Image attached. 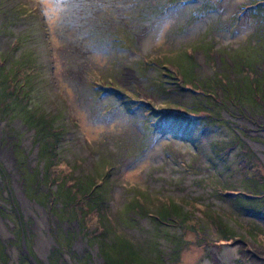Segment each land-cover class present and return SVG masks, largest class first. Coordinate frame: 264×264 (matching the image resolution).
Here are the masks:
<instances>
[{
    "label": "rangeland",
    "instance_id": "374dc122",
    "mask_svg": "<svg viewBox=\"0 0 264 264\" xmlns=\"http://www.w3.org/2000/svg\"><path fill=\"white\" fill-rule=\"evenodd\" d=\"M254 1L258 2L253 4ZM261 5L264 1L0 0V58H6L10 71L19 69L23 61L25 70H19V74L33 71L30 77L36 74L32 63L37 62L40 67L30 93V106H39L45 114L53 111L58 119L53 118L54 125L65 122L69 126L54 148L58 152L47 154L48 161L55 163L49 168L54 172L51 184L60 180L56 176L62 178L72 170V176L84 180L89 176L88 182L91 177L102 180L106 188L112 187L107 217L113 220H108L106 242H99L102 253L110 247L115 254L125 237L132 241L139 257L136 264H264V217L256 216L264 213V180L252 185L247 181L248 175L256 172L264 178V117L253 114L249 121L233 118L249 132L248 142L256 155L252 161L244 156L242 160L248 166L240 168V172L236 164L242 156L235 154L236 149L225 159L210 155V143L228 140L232 135L230 128L200 130L189 122L183 132L176 131L179 108L190 104L192 97L200 98V93L178 85L171 88L170 84L180 78L191 80L195 73L206 77L215 70L218 74L212 66L213 61L219 64L221 53L216 51L212 60L205 51L209 47L223 48V53L229 50L222 54L227 61L252 63L264 73V39H260L264 35V10L255 13ZM42 7L45 13L40 10ZM47 11L49 20L45 19ZM127 30L133 35L126 34ZM16 37V44L11 45ZM166 57L174 61L180 73L163 65L157 71L156 63L155 69L143 68L141 61L147 66L156 60L164 63ZM191 68L194 73L189 71ZM165 71L178 77L165 76ZM100 73L115 77L121 89H92V80ZM153 75L163 80L162 86H158V77L149 81ZM127 90L133 93L131 100ZM137 96L143 100L139 102ZM61 106L65 108L63 114L55 112ZM156 109L161 111L154 113ZM166 109H170L169 114L164 113ZM6 115L0 116V160L7 171L2 179L8 180L5 187L13 201L5 196L8 199L3 202L0 198V206H11L19 214L21 228L31 238V253L46 264H105L97 245L89 248L80 235L57 243L55 231L61 243L62 230L79 229L73 217L65 221L69 214L79 215L76 202L62 198L64 202L60 204L68 211L60 215L55 209L50 210L40 193L33 195L31 189L37 183L32 184L30 176L24 178L29 166H43L35 129L18 117ZM15 140L23 149L19 154ZM24 153L25 167L19 161ZM111 168V178L105 179ZM203 179L205 183L200 181ZM219 182L247 194L242 192L239 199L225 195L228 198L220 200L224 194L219 193L226 191L217 186L216 190L211 188ZM132 186L147 188L175 202L182 200L191 219L159 226L146 218L137 217L134 221L127 204L133 195ZM39 187L43 189L40 184ZM33 196L41 204L35 203ZM88 214L85 233L96 236L102 228L98 214ZM172 215V220H178L176 214ZM0 221L4 253L9 254V264H19L26 245L18 240L19 232L4 215L0 214ZM224 229L231 239L223 238ZM241 234L244 243L237 241ZM244 249L249 252L241 253ZM31 253L28 250V261L36 264Z\"/></svg>",
    "mask_w": 264,
    "mask_h": 264
},
{
    "label": "trees",
    "instance_id": "16d2710c",
    "mask_svg": "<svg viewBox=\"0 0 264 264\" xmlns=\"http://www.w3.org/2000/svg\"><path fill=\"white\" fill-rule=\"evenodd\" d=\"M170 1V0H169ZM171 1H176V0H171ZM264 1V0H260ZM258 1H254L253 4L257 3ZM168 3V0H167ZM170 4V3H169ZM251 4V5H253ZM260 4V3H259ZM42 5V4H41ZM253 9V8H252ZM29 12H32L33 9L30 8L28 9ZM41 11H44V7L40 9ZM264 10V6H259V8L256 10L255 13L257 12H262ZM45 15V14H44ZM45 19L49 20V13L47 11L45 15ZM45 24H48L47 21H45ZM50 24V23H49ZM47 29L49 30V25H47ZM208 29H211V26ZM46 31V30H45ZM48 32V31H46ZM126 34L129 36L133 35V32L131 30L125 31ZM210 34V33H209ZM207 36V34H206ZM205 36V37H206ZM204 37V38H205ZM213 38L212 36L210 39ZM208 39V40H210ZM260 39H264V35L261 36ZM16 40L18 38H14L12 41L11 45L16 44ZM115 43H120L119 41H116ZM214 43V42H213ZM250 44V43H249ZM121 45V44H118ZM253 44L252 46H255ZM129 47V45H126ZM131 47V46H130ZM210 49V50H209ZM205 51L208 54V57H210L213 60V57L215 56L216 51L218 53H221V61H219V64L217 61H213L214 65L212 67L216 68L218 70V74H216L217 71L214 70V73L210 76L204 77L201 76L197 73L193 75V78L191 80H183V78L177 79V81H173L170 84L172 87H176V85L179 86V88L188 90V88L192 89L193 92H198L200 93V98L199 97H192V101L189 102L190 104L183 105L184 107L179 108L180 115H176V117H180V121L177 124L178 121H175V126H176V131L180 132L184 130V127L186 125L190 124L192 126L197 125V128L200 130H205L210 127H213L215 130H218L221 128V126H225L227 128L231 129V137L228 140H213L210 145V155L211 156H216L220 158H227L229 156V152L231 153L232 150H235V154L237 156H242L240 160L244 158V156H249L250 161L253 159H256L255 153L251 150V146L249 145V138L250 134L249 132L245 129V126L241 125L240 123H236L233 118L235 117H240L246 120H250V118H253V114L256 115V117H264L262 116L261 113H264V73L262 71H258L256 67L253 66L252 63L247 64V62H239V61H227L226 57H224L222 54H226L228 51H225L223 53V48H205ZM204 53V51H203ZM263 53V52H262ZM217 54V53H216ZM264 56V53H263ZM22 56L19 57V59ZM205 57V56H204ZM2 58V59H1ZM0 58V116L7 114H11L10 117H18L22 122H25L26 124H30L32 128L35 129V137H36V143L38 144V156L39 158H43V166L42 169L40 168H34V167H28L27 168V175L24 178L26 180L27 176H30L32 178V184H35V188L31 189V192H33V195H37L40 193L46 204L51 207L50 210L52 209L53 211L56 210L57 213L62 215V213L68 211L67 207L62 204L64 201L62 198H67L69 199V202L75 201L76 202V207L77 211L79 212L78 214H69L66 216L65 221H69L71 217H73V220H77L79 229L78 231H70V230H62L63 234L61 235V243L58 237V231L54 232L55 236L57 237V243L60 245L62 244V239H66V241H70L71 238H76V236H82L85 238V241L87 243V246L89 248L92 247V244H96L98 247V253L99 255L103 258V261L105 264H136L138 261L139 257L136 256V253L134 251V245H132V241H130L128 238L122 237L125 240L120 244L118 251L114 254L111 252V248L108 249L107 251H104L102 253L100 251L99 247V242H106V238L108 237V229L107 225L108 220H113L112 217H107V214L110 215L108 211V208L111 207L109 204H107L110 201V190L112 187H108L104 185V182L102 180H94L90 177V182L89 181V176L84 178L79 177V176H72V170H70L69 175H66L65 173L63 174L62 178L55 177L60 179L58 182L54 180V184H51V180L53 178V174L50 171V167L52 165L54 166L55 163H50L47 159V154L50 152H58V149H54L56 146H58L60 140L63 138V134L69 129V126L67 123L62 122L59 125H54V119H56V116L52 113L53 111H50V113L45 114V110H42L39 108V106H30V93L31 90L33 89L35 85V77L37 74V68L40 67V65L37 62H33L32 65L34 67L35 75L31 76L33 74V71H25L26 74H19V70H21V73L25 70V63L23 61L20 62V67L15 68V71H10V67H6V63L4 62L6 60L5 57L1 56ZM24 58V57H23ZM162 58V56H161ZM167 61L164 63L156 61H150V65H147V62L141 61L143 63V68L148 70L150 68L155 69V65L153 63H156L159 65V67L155 70L161 71L162 65L165 66V68L173 67L174 70L178 71L176 67H174L173 62L174 61H169L170 58H165ZM25 60V58H24ZM207 64V61H206ZM218 64V65H217ZM241 64V65H240ZM240 65V66H239ZM249 65V66H248ZM142 68V69H143ZM164 68V67H163ZM191 73H194L192 68L189 70ZM179 72V71H178ZM180 73V72H179ZM165 76L172 77V76H177L178 75L175 73L174 75L171 72H163L162 73ZM221 75V78L219 76ZM112 77V76H111ZM108 77L104 76L103 74H97L95 78L92 80V89H104L106 90H111L112 92L116 88H120V84L118 83L117 79L114 77ZM158 77L156 75H153L149 81H153V78ZM159 78L158 86H162L163 80ZM170 88V87H169ZM121 89V88H120ZM97 91V90H95ZM259 91V92H258ZM128 94V100L132 99L133 93H130V90L126 91ZM258 94H261L260 97H258ZM137 99L139 102L143 99H139L140 97L137 96L134 97ZM260 99V100H259ZM58 108L55 112L63 114L65 108ZM158 110L161 111V109H156L155 112H158ZM149 111V110H148ZM170 109H166L164 113L169 114ZM167 114V115H168ZM6 115V116H7ZM54 118V119H53ZM185 123H183V121ZM71 121L73 123H76V120L74 117H71ZM238 126H237V125ZM264 124V122H263ZM263 124L261 127H263ZM62 137V138H61ZM15 148L17 147L16 151L17 154L21 153L23 149H21L20 144L18 143V140H15ZM20 147V148H19ZM16 153V152H15ZM25 155L23 156L22 159H19V161H22L24 163V160L27 158V154L24 153ZM100 157V155H99ZM22 163L20 164V167H22ZM237 165L238 170L241 172L240 168L244 167L246 168L245 165H247L246 161H240ZM188 166V165H187ZM248 166V165H247ZM25 167V163H24ZM108 167L105 168V170ZM243 168V169H244ZM112 169L111 168L108 172H106V177L105 179L111 178L112 175ZM112 171V172H111ZM42 172V174L40 173ZM7 173L6 168L4 166V163L2 160H0V198L2 199L3 202H5V198L13 201V197L10 196V192L6 191V187L8 186V180L3 181L2 176ZM41 175L40 181L38 175ZM3 174V175H2ZM92 175V173H88ZM105 174V172H104ZM34 177V178H33ZM73 177L74 180H73ZM249 179L247 180L248 182H251V185L254 183H260L264 180L263 176L261 175L260 172H256V174H249L248 175ZM37 178V182H36ZM206 178V177H203ZM247 178V177H246ZM245 180V179H244ZM100 184H98V182ZM201 182H204L203 180H200ZM56 182V183H55ZM70 183V185H67ZM39 184L43 186V189H40ZM55 185V187H54ZM220 185V186H219ZM208 186V185H204ZM222 188L224 191L223 193L219 194H224L222 197H219L223 200L227 199L228 196L225 195H232L240 198L242 192L246 193L245 190H239V188H234L230 187L229 183H222L219 182L217 185H211V188L213 190H216L217 187ZM124 188H126L124 186ZM131 192L133 195L128 197V211H132L134 214V221L137 220L138 218H146L148 219L151 223L159 226V224H164L165 222L175 224L176 222H182L187 219H191V213L187 211V207L183 204L182 200H179L178 202H175V200H172L167 197H163L159 193L154 194L151 192L149 189H143V188H136L134 186L131 187ZM5 192V194H4ZM217 192V191H216ZM3 193V196H2ZM96 194V196L93 198V194ZM237 193V194H234ZM214 194L211 192L210 195ZM53 195L57 197L58 200L55 201ZM217 195V194H216ZM7 196V197H5ZM33 196V200L37 204H41V200ZM88 196L89 199H88ZM215 196V195H214ZM142 200H141V199ZM253 198V197H251ZM39 201H38V200ZM262 200L264 201V193L262 194ZM55 201V202H54ZM188 201V200H187ZM59 204L58 206H55ZM57 207V208H56ZM60 209H59V208ZM195 208L197 206H194ZM55 209V210H54ZM95 211L98 214V221L100 223L101 230L99 231L98 235L93 236V235H88L85 233L86 227L85 223L86 218L88 217V213ZM53 212L52 214L55 215ZM83 213H85V216H83ZM172 213L176 214L178 216V220H172ZM0 214L5 216L10 223L14 225V230L19 232L17 236L18 240L20 242H23L26 245V251L25 253H22V257L19 259L18 263L23 264H30L28 261L29 255H28V250L31 253V250L28 247L30 237L27 234H24L23 229L21 228V222L19 218V214H16V210L11 206H0ZM16 216V217H15ZM114 216V215H113ZM256 216L258 217H264V213L261 212L260 214L258 213ZM16 220V222L13 221ZM126 218L128 216L126 215ZM132 219L131 217H129ZM128 218V220H129ZM60 222V220H58ZM98 226V227H99ZM247 235L249 236L250 234L247 231H244ZM223 238L225 239H231L232 237H229V234L227 233V230H223ZM255 236V234H254ZM258 237V235H256ZM243 234H241L240 239L237 240L239 243H244L243 239ZM68 238V240H67ZM252 238V237H250ZM104 240V241H103ZM5 247L2 245L1 240H0V264H9L10 257L9 254L4 253ZM248 253L249 250L244 249L242 250L241 253ZM33 256L32 258L34 259L36 264H46L44 261L40 260L39 258L35 257L34 254L31 253ZM49 260V259H48ZM23 261V262H22ZM125 261H127L125 263ZM162 259L160 260V262ZM246 261H244L245 263ZM50 263V261H48ZM247 263V262H246ZM66 264V263H64ZM248 264V263H247Z\"/></svg>",
    "mask_w": 264,
    "mask_h": 264
},
{
    "label": "bare ground",
    "instance_id": "6f19581e",
    "mask_svg": "<svg viewBox=\"0 0 264 264\" xmlns=\"http://www.w3.org/2000/svg\"><path fill=\"white\" fill-rule=\"evenodd\" d=\"M1 222V221H0ZM228 250V249H227ZM227 250H226V252H227Z\"/></svg>",
    "mask_w": 264,
    "mask_h": 264
},
{
    "label": "flooded vegetation",
    "instance_id": "af4514ba",
    "mask_svg": "<svg viewBox=\"0 0 264 264\" xmlns=\"http://www.w3.org/2000/svg\"><path fill=\"white\" fill-rule=\"evenodd\" d=\"M23 243V242H22ZM24 244V243H23Z\"/></svg>",
    "mask_w": 264,
    "mask_h": 264
}]
</instances>
